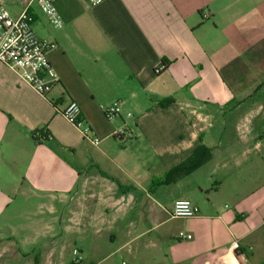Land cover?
Here are the masks:
<instances>
[{"label":"crops","instance_id":"0c3cea01","mask_svg":"<svg viewBox=\"0 0 264 264\" xmlns=\"http://www.w3.org/2000/svg\"><path fill=\"white\" fill-rule=\"evenodd\" d=\"M2 1L56 45L59 81L41 96L0 66V264H264V0H54L61 27Z\"/></svg>","mask_w":264,"mask_h":264},{"label":"built area","instance_id":"2783aa9c","mask_svg":"<svg viewBox=\"0 0 264 264\" xmlns=\"http://www.w3.org/2000/svg\"><path fill=\"white\" fill-rule=\"evenodd\" d=\"M34 1L42 14L49 18L50 23L55 27H61V20L54 0H32ZM91 6L100 5L105 0H87ZM32 16L27 8L23 9L18 16L13 17L6 9L5 4L0 0V66L9 67L17 76L35 92L41 96L47 95L53 84L59 81V78L53 70L49 54L56 45L50 41L40 39L36 36L32 27ZM164 69L159 65L155 72L158 73ZM103 115L108 120L120 116L122 112V102L115 101L110 105L101 107ZM61 116L74 127L81 135V138L89 141L93 145L99 143V138L93 136L89 123L81 114L79 105L70 100L60 110ZM126 117L131 118L132 114L127 113ZM113 136L123 140L129 138L126 127L123 126L114 131ZM197 215V209L189 200H177L174 202L171 216L173 218L189 219ZM178 240H190L191 235L179 232ZM233 248L237 245L234 242ZM72 264H78L80 257L77 249L73 250ZM125 264V263H122Z\"/></svg>","mask_w":264,"mask_h":264},{"label":"rangeland","instance_id":"374dc122","mask_svg":"<svg viewBox=\"0 0 264 264\" xmlns=\"http://www.w3.org/2000/svg\"><path fill=\"white\" fill-rule=\"evenodd\" d=\"M260 56V58H258V61H256V62H260L259 64H257L258 66H261L262 68H263V72H264V53H261V55H259ZM166 227V226H165ZM165 227L164 226H162L161 228H158L155 232H153V234H152V237L153 238H155V236H157L158 234H159V232H163V230H165ZM74 250V249H73ZM161 250V248H156V249H153L152 251H151V253L153 254V255H157L158 254V252ZM74 258V257H73ZM120 261V259H118V256H114V257H111L109 260H108V262H114V263H117V262H119ZM72 263V261L70 262V263H68V264H71Z\"/></svg>","mask_w":264,"mask_h":264},{"label":"trees","instance_id":"16d2710c","mask_svg":"<svg viewBox=\"0 0 264 264\" xmlns=\"http://www.w3.org/2000/svg\"><path fill=\"white\" fill-rule=\"evenodd\" d=\"M238 62V60H236V61H234L232 64H231V66L232 65H234V64H236ZM229 66V65H228ZM228 66L226 67V68H228ZM225 68V69H226ZM223 71H224V69L221 71V75H222V73H223ZM223 76V75H222ZM152 99H155L154 97H152ZM171 102V100L170 99H165V100H157V103H159L161 106H166V105H168L169 103ZM210 159V153H209V151H206V154H204L203 155V158L201 159V163L200 164H198L197 166H200L201 164H203L204 162H206L207 160H209ZM197 166H195L194 168H197ZM178 170H175V171H173V173L171 172L170 174H168L169 176L170 175H174V177L176 176L175 175V173L177 172ZM183 174H185V173H183ZM169 181H173V179H170ZM164 182V181H163ZM72 264V263H71Z\"/></svg>","mask_w":264,"mask_h":264}]
</instances>
